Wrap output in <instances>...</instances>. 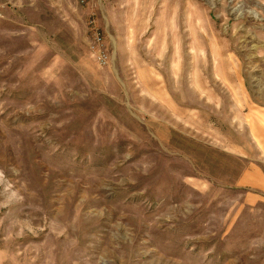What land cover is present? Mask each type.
Returning <instances> with one entry per match:
<instances>
[{
	"label": "rangeland",
	"instance_id": "1",
	"mask_svg": "<svg viewBox=\"0 0 264 264\" xmlns=\"http://www.w3.org/2000/svg\"><path fill=\"white\" fill-rule=\"evenodd\" d=\"M0 264H264V0H0Z\"/></svg>",
	"mask_w": 264,
	"mask_h": 264
},
{
	"label": "built area",
	"instance_id": "2",
	"mask_svg": "<svg viewBox=\"0 0 264 264\" xmlns=\"http://www.w3.org/2000/svg\"><path fill=\"white\" fill-rule=\"evenodd\" d=\"M81 3H85L87 0H78ZM103 40L99 33H95V38L93 43L91 44V50L94 52L95 57L99 60L102 64L107 63L108 56L105 50L102 48Z\"/></svg>",
	"mask_w": 264,
	"mask_h": 264
}]
</instances>
